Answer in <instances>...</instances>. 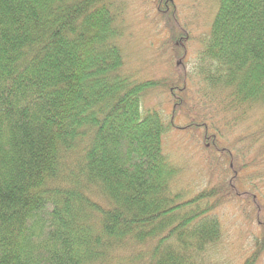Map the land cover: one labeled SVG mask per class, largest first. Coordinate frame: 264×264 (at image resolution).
I'll return each mask as SVG.
<instances>
[{
  "label": "trees",
  "instance_id": "trees-1",
  "mask_svg": "<svg viewBox=\"0 0 264 264\" xmlns=\"http://www.w3.org/2000/svg\"><path fill=\"white\" fill-rule=\"evenodd\" d=\"M122 13L113 0H0V264H219V209L234 202L256 223L241 264L255 263L264 182L237 173L264 163V0H218L198 51L212 110L186 128L231 177L191 196L163 152L172 120L141 108L166 83L124 72Z\"/></svg>",
  "mask_w": 264,
  "mask_h": 264
},
{
  "label": "rangeland",
  "instance_id": "rangeland-1",
  "mask_svg": "<svg viewBox=\"0 0 264 264\" xmlns=\"http://www.w3.org/2000/svg\"><path fill=\"white\" fill-rule=\"evenodd\" d=\"M113 2L123 9L124 32L117 42L124 57V72L137 81L166 83L146 91L141 97V108L158 110L166 124L172 120L173 126L162 135V146L170 161L181 168L175 188L184 189L191 196L204 187L225 183L231 172L225 170L224 157L217 156V152L211 154L203 146L201 130L192 134L186 128L198 113L212 110L204 99L207 96L203 84L194 74V64L209 33L218 0H171L168 10L164 5L167 15L160 14L157 0ZM173 93L181 98L178 107L174 105ZM249 116V120H256L258 112L253 110ZM246 129L255 130L254 122L238 126L222 144L231 145ZM239 147V143L235 144V148ZM255 167L253 173L249 169L237 173L240 185L247 180L256 186L264 182V163ZM238 204L234 202L235 206ZM235 206L229 203L219 209L223 229L215 256L219 264H241L255 248L256 223L245 220L240 207ZM253 264H264V256Z\"/></svg>",
  "mask_w": 264,
  "mask_h": 264
}]
</instances>
